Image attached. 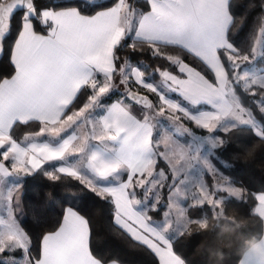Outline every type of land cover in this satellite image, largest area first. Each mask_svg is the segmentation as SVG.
I'll return each instance as SVG.
<instances>
[{"label":"crops","instance_id":"obj_1","mask_svg":"<svg viewBox=\"0 0 264 264\" xmlns=\"http://www.w3.org/2000/svg\"><path fill=\"white\" fill-rule=\"evenodd\" d=\"M229 3L230 0H149V11L141 13L130 7L128 0H119L92 16L74 8L43 10L40 20L48 25L45 34L36 32L27 18L13 48L15 73L0 84L1 178L14 172L24 178L47 164L53 165L52 173L77 176L95 191L111 196L114 222L150 248L159 264H185L173 250L170 232L160 224L163 219L152 221L129 185L135 178L144 177L153 163V134L144 108L123 97L107 105L98 104L88 113L83 108L64 115L83 87L112 80L115 48L129 36L183 47L204 61L216 79L213 83L181 62L178 69L183 76L164 71L158 82L134 68L136 85L156 93L161 102L169 99L185 113L191 114L187 106H205L192 113L197 128L208 131L223 118L231 120L234 128L251 127L263 135L230 92L228 74L219 57L220 49L232 50L228 41L232 23ZM262 37L258 58L264 59L263 32ZM258 41L259 38L254 52ZM169 92H177L189 105L171 98ZM31 121L44 126L20 140L10 137L16 123ZM123 169L127 173L120 182L106 183ZM13 204V200L9 201L11 207ZM9 211V215L3 214L6 219L0 215V226L15 225L12 209ZM255 211L264 221V193L257 194ZM34 264H103L91 253L88 221L67 208L59 229L44 236L41 256ZM240 264H264V236L245 253Z\"/></svg>","mask_w":264,"mask_h":264},{"label":"trees","instance_id":"obj_2","mask_svg":"<svg viewBox=\"0 0 264 264\" xmlns=\"http://www.w3.org/2000/svg\"><path fill=\"white\" fill-rule=\"evenodd\" d=\"M7 1L9 0H0V3ZM32 1L35 13L28 19L33 23L36 32L45 34L48 25L40 20L43 10L74 8L83 15L92 16L115 6L119 0ZM128 2L131 8L141 13L150 9L149 0ZM229 10L232 23L228 30V41L232 50L220 49L219 57L227 71L232 94L259 125L264 135V88L254 84L244 86L243 81L237 79L235 69L236 58L253 54L264 28V0H230ZM26 19L27 12H19L12 21L11 35L5 41V55L0 62V84L15 73L13 48ZM114 60V76L123 65L133 63L138 64L145 77L158 82L164 71L183 76L178 69V63L185 62L211 82H216L214 72L204 61L175 44L154 43L127 36L115 48ZM254 63L264 64V59L259 57ZM130 83L129 90L146 95L154 106L160 103L156 93L139 87L133 80ZM91 86L88 84L80 90L64 116L81 110L90 101L93 95ZM126 94L111 90L101 97L100 103L110 104L126 97ZM188 124L197 133H209L204 129L199 130L190 120ZM43 126L38 121L16 123L10 137L20 140L28 134L39 132ZM214 135L222 140L210 156V161L218 173L214 175L215 178L206 173L205 179L209 187L207 190L222 197L221 203L215 208L208 203L198 206L187 204V214L193 222L183 232L169 231L173 239V250L185 264H240L245 253L264 236V221L255 211L257 194L264 193V136L251 127L217 130ZM164 167L169 172L168 167ZM52 168L54 167L51 164L44 165L36 172L26 175L21 185V225L30 238L28 252L33 264L41 256L44 236L59 229L67 208L77 211L88 221L91 253L103 264H159L157 256L150 248L134 240L114 222L115 204L110 195L95 191L77 176L52 173ZM219 173L240 190L239 198L229 197L224 191H214L215 179H221ZM169 193L168 182L163 183L157 209H144L152 221L163 219L164 211L168 208ZM136 197L142 199L138 190ZM7 254L5 252L3 255ZM0 264H5L1 256Z\"/></svg>","mask_w":264,"mask_h":264},{"label":"rangeland","instance_id":"obj_3","mask_svg":"<svg viewBox=\"0 0 264 264\" xmlns=\"http://www.w3.org/2000/svg\"><path fill=\"white\" fill-rule=\"evenodd\" d=\"M30 15V13H27V18ZM262 32L264 33V28L260 32L255 52L253 51L251 56L235 59L236 77L238 80L243 81L244 86L254 84L263 88L264 64L258 65L254 63L258 59V53L262 47ZM134 68L140 69L138 64L127 63L118 70V74L112 80H102L103 82L97 85L94 84L95 82L91 83L93 95L83 107L84 113H88V110H93L98 104L100 106L102 104L100 103L101 97L111 90L126 94L131 85L130 80H133ZM169 93L171 98L181 101V104H187L177 92ZM187 107L191 114L180 110V106L174 105L169 99H164L163 102L160 101L159 104L143 110L145 119L148 121L153 134L152 144L155 150L152 156L153 163L144 177L135 178L130 183L129 179L127 182L132 186L133 197L137 199L139 206L145 210L157 209L158 203L161 201L162 185L168 182L170 188L168 208L164 211L163 222H160V224L168 232L173 231L174 233L185 231L193 222L187 214V204L198 206L208 203L214 208L220 205L222 197H218L215 193L207 190L209 187L207 186L205 175L210 173L214 176L218 173L210 161V156L214 149L221 144L222 140L214 135V132L217 130L229 131L234 128L231 120L221 118L219 119L220 121H216L218 123L215 122L214 128L208 130L209 133L207 135L197 133L188 122L189 120L192 122L194 120L192 113L195 114L206 107ZM99 108L103 109L102 107ZM198 129L200 130L201 128ZM164 165L168 167L169 172L165 171ZM125 173H127L125 169L119 171L106 183L115 184L120 182ZM218 175L221 179H215L213 183L214 191H224L229 197L239 198L240 190L232 185L225 176L220 173ZM1 177L0 215H9L10 208L12 209V217L14 218L15 216V225L13 227L0 226V240H4L8 245V250L6 251L8 254L2 255L1 260L5 264H32L28 255L30 238L21 225V215H23L21 185L23 176L18 172H14V175L6 177L4 180ZM135 189L140 191L142 199L136 198ZM11 200L14 201L12 207L9 205ZM6 215H3L5 219ZM8 220L6 221L10 222ZM8 237H12V240L9 241Z\"/></svg>","mask_w":264,"mask_h":264},{"label":"water","instance_id":"obj_4","mask_svg":"<svg viewBox=\"0 0 264 264\" xmlns=\"http://www.w3.org/2000/svg\"><path fill=\"white\" fill-rule=\"evenodd\" d=\"M19 12L34 14L33 1L9 0L5 3H0V62L5 55V41L11 35L12 21ZM126 98L144 109L151 108L153 105L149 97L133 90L127 92Z\"/></svg>","mask_w":264,"mask_h":264},{"label":"snow or ice","instance_id":"obj_5","mask_svg":"<svg viewBox=\"0 0 264 264\" xmlns=\"http://www.w3.org/2000/svg\"><path fill=\"white\" fill-rule=\"evenodd\" d=\"M9 241L12 240V237L7 238ZM8 250V245L4 240H0V256H2Z\"/></svg>","mask_w":264,"mask_h":264}]
</instances>
